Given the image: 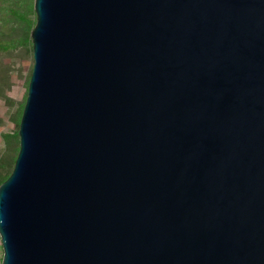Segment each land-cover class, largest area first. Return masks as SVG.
<instances>
[{"label":"water","instance_id":"water-1","mask_svg":"<svg viewBox=\"0 0 264 264\" xmlns=\"http://www.w3.org/2000/svg\"><path fill=\"white\" fill-rule=\"evenodd\" d=\"M2 264H264V0H35Z\"/></svg>","mask_w":264,"mask_h":264},{"label":"rangeland","instance_id":"rangeland-1","mask_svg":"<svg viewBox=\"0 0 264 264\" xmlns=\"http://www.w3.org/2000/svg\"><path fill=\"white\" fill-rule=\"evenodd\" d=\"M34 5L35 0H0V183L13 172L20 150V124L35 64ZM3 256L0 238V264Z\"/></svg>","mask_w":264,"mask_h":264},{"label":"trees","instance_id":"trees-1","mask_svg":"<svg viewBox=\"0 0 264 264\" xmlns=\"http://www.w3.org/2000/svg\"><path fill=\"white\" fill-rule=\"evenodd\" d=\"M15 15L18 16L19 18L23 19L21 15H20V16H19L18 14H15ZM34 26H35V24H34ZM8 178H9V176H8L6 179H4V180L0 183V186H1V184H3Z\"/></svg>","mask_w":264,"mask_h":264}]
</instances>
